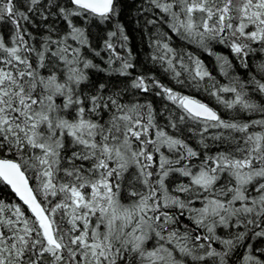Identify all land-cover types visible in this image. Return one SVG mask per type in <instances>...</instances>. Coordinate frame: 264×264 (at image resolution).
Instances as JSON below:
<instances>
[{"label":"snow or ice","instance_id":"obj_1","mask_svg":"<svg viewBox=\"0 0 264 264\" xmlns=\"http://www.w3.org/2000/svg\"><path fill=\"white\" fill-rule=\"evenodd\" d=\"M121 10L0 0V264H264V0H146L172 83L132 73Z\"/></svg>","mask_w":264,"mask_h":264},{"label":"trees","instance_id":"obj_2","mask_svg":"<svg viewBox=\"0 0 264 264\" xmlns=\"http://www.w3.org/2000/svg\"><path fill=\"white\" fill-rule=\"evenodd\" d=\"M122 10L119 15V22L124 25L125 32L127 33L129 40L128 45L132 50L133 53V63L136 67L131 69L133 74H137L139 71H148L152 70L155 71L157 76L164 82L172 83L169 77L162 72V70L159 68L158 65L153 66L150 63V55L151 48L149 46L148 42V33L154 32L155 29L151 25H147L146 28V21L149 16L152 15V13L147 11H141V8L145 6L146 0H120ZM47 22V21H46ZM31 27V25H28ZM36 31V29H33ZM5 36L8 35L7 31L4 32ZM178 39V38H177ZM174 47L178 46L174 42ZM186 47L191 49V51L195 52L197 55L201 57V59L205 62V64L210 68V70L213 72V74H217V69L214 67L215 65V59L213 56H211L209 53L204 52L203 50L198 49V47L194 44H186ZM217 52H228V49H225L222 45H214ZM117 50L118 51H124L119 48V45L117 44ZM255 60L261 59V54L257 53L254 57ZM97 63H102L100 60H97ZM106 67V65H105ZM92 76L93 79L96 78V70H92ZM99 76L101 78H107L112 86L115 87H124L127 85L128 80L131 79V77H121L117 74H106L103 72L99 73ZM221 82H223V77H218ZM183 91H188V89H182ZM107 91V89H106ZM191 94L197 95L199 98L205 100V102L209 103L213 107H218L221 114L224 115L226 118L228 116V113L223 108L222 105H218L216 100L213 97H210L208 94L204 93L203 89L196 90L193 89L191 91ZM135 92L133 90H129L125 96V99H131L133 96H135ZM138 99H152L154 102V105L156 107L157 112H159V108L162 104L161 98L155 97L154 93H141L138 96H136ZM245 118H255L252 114H244ZM159 120H163L164 117L160 116L158 117ZM209 132L214 131V129H208ZM186 137H192L189 140V143L195 145L196 144V138L192 136V133L185 131ZM209 142L211 143L210 139ZM215 151V148L212 149ZM11 193L7 189H0V198L4 197H11ZM259 246V244H257Z\"/></svg>","mask_w":264,"mask_h":264}]
</instances>
